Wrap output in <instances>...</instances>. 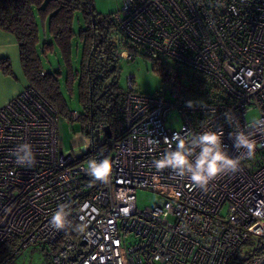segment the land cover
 I'll return each mask as SVG.
<instances>
[{"label":"built area","instance_id":"2783aa9c","mask_svg":"<svg viewBox=\"0 0 264 264\" xmlns=\"http://www.w3.org/2000/svg\"><path fill=\"white\" fill-rule=\"evenodd\" d=\"M112 18L133 43L195 76L172 69L174 84L156 94L137 91L130 76L110 136L104 123L83 126L76 110L63 118L31 85L1 106L0 246H58L54 264H230L252 236L264 237V123H257L264 121V0H121ZM117 56L131 57L126 49ZM194 80L207 90H194ZM253 106L260 115L249 122ZM173 109L182 119L178 129L167 120ZM59 122L76 124L68 143ZM207 130L223 131L232 157L245 150L237 151L228 134H250L253 156L241 157L237 172L218 176L207 190L155 168L154 160L174 150V134ZM23 143L32 146V167L12 155ZM105 158L111 174L96 181L85 169ZM138 188L163 197L140 209ZM61 204L83 228L70 239V225L50 224ZM248 264H264V251Z\"/></svg>","mask_w":264,"mask_h":264},{"label":"trees","instance_id":"16d2710c","mask_svg":"<svg viewBox=\"0 0 264 264\" xmlns=\"http://www.w3.org/2000/svg\"><path fill=\"white\" fill-rule=\"evenodd\" d=\"M77 13L81 59L76 67L71 55L76 36L73 23ZM39 24L47 26L49 35L48 40L41 44ZM0 29L14 34L29 85L63 118L69 119V109L61 90L62 78L69 95L72 97L77 93L81 108L79 122L83 126L104 123L114 130L120 119L119 108L125 93V88L119 83L117 53L132 41L118 29L112 14L97 12L92 0H0ZM133 44L129 50L137 52L138 48L144 49ZM55 49L60 53L63 70L46 71L41 56ZM0 69L4 74L12 73L8 58H0ZM165 70L164 66L158 68L159 73L166 76L168 72ZM42 71L44 74H41ZM79 228V223L71 220L64 239L74 237ZM250 244L248 241L244 246ZM242 248L230 264H248L264 251V237H259L250 250L243 252ZM15 250L10 243L1 245L0 264L10 262L18 252Z\"/></svg>","mask_w":264,"mask_h":264},{"label":"rangeland","instance_id":"374dc122","mask_svg":"<svg viewBox=\"0 0 264 264\" xmlns=\"http://www.w3.org/2000/svg\"><path fill=\"white\" fill-rule=\"evenodd\" d=\"M121 0H92V5L95 10L101 14H113L120 6ZM79 14H76L74 19L73 27L76 32V36L73 39L72 47V63L74 66H79L81 59V44L78 41L77 33L79 30ZM39 38L40 44L43 41L48 40V29L47 26L43 27L39 24ZM134 45L132 42L127 47H122L129 51L131 57L127 58L125 56L119 57L118 64L120 67V77L119 83L123 88L128 86V79L130 76L133 77V85L137 91L147 94H156L163 91L167 85L174 84L177 75L172 71V69L182 70L185 68L177 63L175 60L169 58L161 53H151L145 49L138 48L137 52L129 50L130 46ZM42 63L45 69L48 70H63L62 59L60 53L57 49L47 55H42ZM161 66L165 67V72L168 75L159 73L158 68ZM187 75L190 74L193 77L195 74L184 71ZM181 84L189 85L187 82V76H179ZM193 89H200L201 86L198 85L197 81H193ZM61 90L64 98L67 101L69 112L71 110H76L81 112V108L78 102L77 93L71 97L67 92L65 87L64 79H61ZM204 92L207 90L205 87H201ZM201 96L194 97V100H198ZM260 112L256 106L251 107L246 112V119L249 122L256 121L259 118ZM168 123L172 129H178L182 123L180 114L176 109L169 112ZM76 124H63L59 122V129L64 132L65 143L69 142V135H74V130H76ZM70 131V134H69ZM83 137L86 138V134L83 133ZM136 205L138 208L143 209L145 207H153L156 205L163 197L158 192L152 190L151 188H138L135 194ZM257 236L251 237V244L246 245L242 248L243 252H246L255 246L258 242ZM13 247V246H12ZM58 246H53L49 244L40 245H30L26 248L19 250L16 255L11 259L10 262L6 264H54L52 260L53 253L56 252Z\"/></svg>","mask_w":264,"mask_h":264},{"label":"clouds","instance_id":"9594fccd","mask_svg":"<svg viewBox=\"0 0 264 264\" xmlns=\"http://www.w3.org/2000/svg\"><path fill=\"white\" fill-rule=\"evenodd\" d=\"M186 106L192 108L194 101H187ZM230 120V116L228 117ZM257 123H264L260 121ZM255 126V125H254ZM223 131L207 130L201 133H189L186 137L174 134L172 140L175 141L174 150L170 147L161 158L154 160L153 164L157 169L170 168L180 176H187L193 186L207 190L209 184L222 174L235 173L239 170L241 157L251 158L256 148V142L250 134L242 130L235 133L230 132L229 139L233 140V147L240 151L241 157H232L226 151L223 144ZM166 142L168 140L166 139ZM198 150V151H197ZM16 163L24 167H32L36 163L32 146L28 143L18 145L12 153ZM113 163L105 158L101 161L90 160L86 173L96 181L106 182L111 174ZM68 206L61 204L58 210L52 215L50 224L54 229L62 230L70 225L67 219L69 213ZM78 230L82 231L83 228Z\"/></svg>","mask_w":264,"mask_h":264},{"label":"crops","instance_id":"0c3cea01","mask_svg":"<svg viewBox=\"0 0 264 264\" xmlns=\"http://www.w3.org/2000/svg\"><path fill=\"white\" fill-rule=\"evenodd\" d=\"M0 58L9 59L12 71L11 74H4L0 69L1 107L29 85L21 66L18 42L14 34L3 29H0Z\"/></svg>","mask_w":264,"mask_h":264},{"label":"water","instance_id":"95a60500","mask_svg":"<svg viewBox=\"0 0 264 264\" xmlns=\"http://www.w3.org/2000/svg\"><path fill=\"white\" fill-rule=\"evenodd\" d=\"M105 131H106V134H107L108 136H110V134H111V128H110L109 125H106V126H105Z\"/></svg>","mask_w":264,"mask_h":264}]
</instances>
